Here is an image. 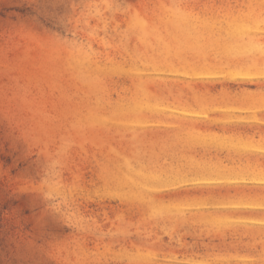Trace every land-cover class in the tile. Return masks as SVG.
Segmentation results:
<instances>
[{
  "label": "rangeland",
  "instance_id": "374dc122",
  "mask_svg": "<svg viewBox=\"0 0 264 264\" xmlns=\"http://www.w3.org/2000/svg\"><path fill=\"white\" fill-rule=\"evenodd\" d=\"M249 150L264 0H0V264H264Z\"/></svg>",
  "mask_w": 264,
  "mask_h": 264
},
{
  "label": "crops",
  "instance_id": "0c3cea01",
  "mask_svg": "<svg viewBox=\"0 0 264 264\" xmlns=\"http://www.w3.org/2000/svg\"><path fill=\"white\" fill-rule=\"evenodd\" d=\"M251 160L248 163L250 174L253 175L248 180H244L242 186L227 184L230 188L245 187L248 188V203L241 205L237 203L227 204V211L234 212L231 221L227 223L232 226L248 227L253 232V238L264 240V152L249 150ZM259 158L253 161V156ZM246 202V201H245ZM237 205V206H236ZM243 207V208H242ZM228 220V219H227Z\"/></svg>",
  "mask_w": 264,
  "mask_h": 264
}]
</instances>
